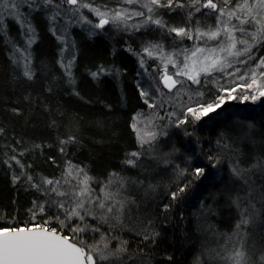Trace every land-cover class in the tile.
<instances>
[{"label": "trees", "instance_id": "16d2710c", "mask_svg": "<svg viewBox=\"0 0 264 264\" xmlns=\"http://www.w3.org/2000/svg\"><path fill=\"white\" fill-rule=\"evenodd\" d=\"M80 1L92 7L125 5L123 0ZM180 2L186 7L159 8L154 14L140 4L132 7L143 11L145 18H161L168 27L194 25L209 31L217 25L216 13H195L187 6L189 0ZM239 2L229 0L227 7L235 9ZM65 7L66 14L75 9L71 4ZM20 10L35 35L26 66L14 50L27 46V28L12 17L3 19L0 27V228L50 221L48 227L59 230L56 220H50L56 209L48 205L55 194L33 184L42 178L60 180L61 190H71L77 181L75 172L66 175L71 164L93 178L91 187L100 194L112 173L129 181L121 197L134 203L127 205L123 224L99 225L101 232L127 241L125 264H223L221 257L241 243L253 264H264L260 260L264 256V172L253 169L248 183L232 172L237 162L248 169L264 158V98L231 101L202 120L186 119L143 150L131 127L134 115L146 109L138 86V58L131 48L159 44L175 50L188 48L190 40L151 23L117 35L111 28L96 31L85 22L65 23L62 18L63 26L71 24L72 45L66 43L65 52L72 59L69 74L62 66L63 45L53 31L49 10L41 0ZM74 20L75 16L69 19ZM253 56L243 71L256 67L264 46L254 49ZM155 145L158 154L152 158ZM139 151L135 167L125 163L132 158L130 153ZM196 167L205 169L199 179L192 175ZM182 169L187 171L179 177ZM189 181L190 187L172 200L171 193ZM41 204L45 212L32 219L29 210ZM244 209L247 224H241ZM144 234L157 235L153 242L144 240Z\"/></svg>", "mask_w": 264, "mask_h": 264}, {"label": "snow or ice", "instance_id": "6c2138e0", "mask_svg": "<svg viewBox=\"0 0 264 264\" xmlns=\"http://www.w3.org/2000/svg\"><path fill=\"white\" fill-rule=\"evenodd\" d=\"M125 4H140L142 8H146L149 13H153L159 8H167L175 10V8H185L186 5L181 3L180 0H147L146 3H141V0H123ZM36 3V0H12L11 4L7 0L0 2V8H11L12 10H18L20 4L28 5L32 7ZM44 5L51 6L53 0H42ZM68 4L77 5L78 0H67ZM229 4V0H223L224 6H219L214 0H189L188 7L200 12L201 8L211 9L218 13L217 27L214 30L201 32L199 28L195 29V32L199 37H206L209 41H218L216 47L204 48L194 47L192 50H184L179 55L183 56V62L176 59L177 53L163 52V48L159 44L148 45L143 51L148 56L154 55V49L157 50L162 60L166 59L167 63L176 66L182 64L177 68L174 76L186 77L194 84L200 83V75L208 74L212 71L224 72L226 68L233 66V60L229 58H235V62L247 63V60H239L240 57H247L248 60H252L253 50L259 49L264 46V0H240L235 9H229L226 6ZM58 7V6H57ZM79 7L89 8L90 11L100 18L99 23L95 25L96 28H103L106 24L111 22L119 26L124 25L125 28L129 27L127 21L136 16H145L143 11H129L126 8L111 10V16L108 12H102L99 8H92L89 4L82 3ZM76 9H73L75 11ZM9 15H13L17 20L22 15L19 11L9 12ZM193 15L189 13V18ZM227 17L225 20L224 18ZM55 19V15L52 17ZM233 19L237 23H232ZM91 23V21H88ZM154 24L160 28L166 29L168 32H174L178 37L192 39V30L184 27H168L161 18H154V15H148L145 18L144 24ZM3 26V17L0 16V27ZM248 26V27H245ZM131 27L139 30L141 25H131ZM29 31H34L28 26ZM239 33V35H237ZM32 42L31 40L29 41ZM190 52V54H189ZM207 53V55H204ZM224 54V55H222ZM257 69L264 68V56L260 57L256 65ZM239 71V69H236ZM26 76L31 78V74L26 72ZM94 77L98 73L92 74ZM173 75L167 73V64H165V72L161 77V81L165 88L169 90L176 87L177 84L183 85V80L174 79ZM261 78H264V72L260 73ZM239 79L244 80L242 75ZM250 83H247L248 89H254L255 95L249 97L247 94L242 96L243 100L256 101L260 97H264V84H259L255 71L249 77ZM179 93V89H177ZM141 95L148 97V92H141ZM223 101V97H220ZM148 104V100H145ZM149 107H155V104H149ZM219 107V104L209 103L207 106L200 105L199 110L188 107L187 112L190 113L196 120H199L202 116L208 112L213 111ZM141 114H137L133 118L131 127L136 131L138 141L141 148L145 144H151L156 139V133L153 131H145L138 127L139 117ZM176 113L172 112L169 117L175 116ZM185 120H180L179 124H183ZM148 126L146 125L145 128ZM66 143V142H65ZM63 151V149H61ZM130 157L125 163L136 166L137 160H139L141 153L132 152ZM134 158V159H133ZM15 159V158H13ZM209 159H213L209 157ZM17 164L20 162L17 160ZM218 162V161H217ZM23 168V165H21ZM264 172V158H260L253 163L251 168L243 169L238 166V162L232 167L233 174L248 183V174L253 170ZM187 169H182L178 173L179 177H183ZM77 180L71 190H61L58 187L61 184L60 180H52L42 178L39 182L33 184L38 190L43 188L46 194H55V197L63 199L51 198L48 202L50 208H55L51 219H55L60 228L57 230L55 227H48L50 221H44L41 224L34 226L24 227H4L0 228V264H125L122 259L128 253L127 241L119 240L118 237H112L108 234L101 232L100 224H108L110 228L115 225L110 221H115L116 224H123V216L128 204L134 203L128 198H122L121 192L126 190V185L129 183L123 177H119L117 173H112L111 178L107 184L102 185L101 194H96L95 189L91 187V181L93 178L89 177L83 169H78L69 164L66 172L67 176H73ZM205 174V169L202 167H196L192 170V175L199 179ZM19 179L14 177V180ZM29 181L32 180L31 176H28ZM135 183V181H131ZM64 183H70L65 180ZM115 184V189L113 185ZM191 182L185 183L179 186L177 191L171 193L172 200H176L177 197L184 193ZM45 185L52 186L50 188L44 187ZM151 187V185H150ZM239 207V205H237ZM35 211L29 210L32 213V219L36 218V215L43 214L45 207L43 204L34 205ZM254 209V206H253ZM244 209L242 212L241 224H247L248 218L244 216ZM249 216L252 213L248 214ZM89 218L93 221H98V224L89 222ZM241 224H237V229L241 227ZM64 229L68 230V234L64 233ZM99 233V239L94 240L92 243H88L85 239V235H88L91 239V234ZM154 235L144 234L143 239H152L154 242ZM112 240H116L115 247L111 246ZM128 259H132L128 257ZM231 261V264H253L251 258L243 250V244L241 243L239 248H235L227 257H222ZM260 260L264 261V256L260 257Z\"/></svg>", "mask_w": 264, "mask_h": 264}, {"label": "rangeland", "instance_id": "374dc122", "mask_svg": "<svg viewBox=\"0 0 264 264\" xmlns=\"http://www.w3.org/2000/svg\"><path fill=\"white\" fill-rule=\"evenodd\" d=\"M56 1L57 2L53 1V4L51 6H48V5H44L41 0V6L45 8L46 10H49L50 12L51 19H52L51 21L52 23H54L53 31L57 37V40L63 45L62 50L64 54L62 52L63 54L62 66L65 69H67L68 73L70 74L69 68H71L72 59L68 56H65L66 45H67L66 43H68L69 45H72L71 38L68 32L69 31L68 29L71 27L70 25L73 22L77 24L78 23L82 24L85 22V24H90L93 27V29L98 31L101 29L96 28L95 25L99 23L100 18L95 14V12L90 11L89 8L79 7V4H82V3L87 4V2H84V1L81 2L80 0H78V4L73 5V7H75L76 10L71 11L70 12L71 14H66L65 10L67 9L65 6L69 5L67 3V0H56ZM146 1L147 0H144V2ZM0 2H2V0H0ZM7 2L11 4L12 0H7ZM214 2L218 4V7L221 6L220 4L221 0H214ZM22 5H25V4H20V7L18 10H12L11 8H0V15L3 17V19L9 18V17L10 18L12 17L15 19L13 15H9V12L19 11L22 14L20 16V19L18 20V23L22 27L27 28L25 32H27V35H28L27 36L28 42L26 44L27 46L23 47V49H15L14 54L15 56L17 55V59L21 61V64L23 66H26L27 59L29 57L27 53L28 47L30 45L29 41L31 40L33 43L35 40V35L33 36V31L28 30L29 25L26 24V21L23 18V13L20 10ZM92 8H99L100 11L102 12H108L109 17L111 16V10L113 9L118 10V9L126 8L130 12L140 11L139 9L133 8L132 4L131 5H127V4L114 5L112 3H103V4L100 3L97 7H92ZM201 11H205V14L216 13V16H218V13L212 11L211 9L201 8L200 12ZM54 15H55V19L52 18ZM73 16H75V20L69 21V19ZM62 18L66 20L65 23L71 22V24H69L68 26H63ZM224 19L226 20L227 17H225ZM88 21H91V23H88ZM144 21H145V17L136 16L127 21V24L129 25V27L127 28H125L123 24L116 26L111 22V20L105 27L111 28L113 32L116 31L117 35H119V33L121 34V32L122 33L126 32L127 34V33H132L133 31L137 30L136 28L131 27V25H136V24L141 25L139 30L140 29L142 30V27L144 28L145 26ZM232 23H237V22L235 19H233ZM193 26L191 25L186 28V29L192 30V39H189L190 44L188 48L180 47L175 50H167L164 48V46H162L163 52L165 54L177 53L178 55L175 58L183 62V56L179 54L182 53L186 49L192 50L194 49V47H197V46L204 47V48H211V47L217 46L218 41H209L207 40L206 37L198 38L195 32V28ZM216 27L217 25L215 27H212L209 30H214ZM245 27H248V26H245ZM200 31L206 32V30H200ZM237 35H239V33H237ZM178 38H181V37H178ZM144 48H140L138 50L131 48V51L138 58V64H139L138 86H139L140 92L143 91V92L149 93L148 97H144L141 95L144 102L146 99L148 100V104H146V109L144 111L139 112V114L141 115L139 117L138 127L141 129H144L145 131H153L157 134L156 139L152 143H154L159 136L166 133V131L169 128L173 127L175 124L179 125L180 120H185V118L196 120L195 117H193L190 113L187 112L188 107L199 110L200 105L207 106V104L209 103L219 104V107L215 108L213 111L208 112L206 115L202 116L199 119V120H202L208 114L218 110L219 108L225 106L227 103L231 101L258 102L260 99L264 98V97H260L256 101H252L250 98L248 100L242 99V96L244 94H247L249 97L256 94L254 89H248L246 87L247 83H250L249 77L252 75L253 71H255L256 73L258 83L264 84V78H261L260 76V73L264 72V68L257 69V67L250 66L246 71H243L244 66H246V64H249L251 62V60H248L247 57L239 58V60H247V63L235 62V58H229V60L234 61L232 67L226 68L224 72L212 71L208 74H201L199 77L200 83L194 84L192 83L191 80H188L186 77H183V76L177 77L173 75L177 71V68L182 66V64L173 66L172 64L167 63L166 59L162 60L160 58L157 50L155 49L153 50L154 55L150 57L148 56L147 53L143 51ZM204 55H207V53H205ZM165 64H167V73L169 75H173L174 79L183 80L184 81L183 85L177 84L176 87L171 90L164 87L161 81V77L163 76L165 72ZM236 69H239V71H236ZM242 75L245 77L244 80L239 79V77ZM206 80H210V82L209 81L206 82ZM177 89H179V93H177ZM212 90H214L213 96L210 95ZM220 97H223V101L220 100ZM149 104H155V107H149ZM172 112H175L176 115L171 116L170 118L169 114ZM137 114L134 115V117H136ZM132 123H133V119H132ZM146 125L148 126L147 128H145ZM134 133L137 137L136 131H134ZM137 140H138V137H137ZM151 144H145L143 150L145 148L150 147ZM157 147L158 145H155L151 149V154L154 155L152 156V158H155L156 157L155 154H158L156 153ZM95 193L100 194L99 192H95ZM90 220L91 218H89V222ZM55 222L57 223V221ZM91 237L92 238L90 239L88 235H85L86 240L88 239L94 242V240L99 239V233H93L91 234ZM111 246L115 247L116 241L112 240ZM239 247L240 245L233 246L232 248L228 249L227 252L222 257H227L229 253H231L235 248H239ZM222 257H221V260H222L221 263L231 264V261L227 259H222Z\"/></svg>", "mask_w": 264, "mask_h": 264}, {"label": "water", "instance_id": "95a60500", "mask_svg": "<svg viewBox=\"0 0 264 264\" xmlns=\"http://www.w3.org/2000/svg\"><path fill=\"white\" fill-rule=\"evenodd\" d=\"M106 25H107V24H106ZM106 25H105V26H106ZM105 26H104V27H105Z\"/></svg>", "mask_w": 264, "mask_h": 264}]
</instances>
